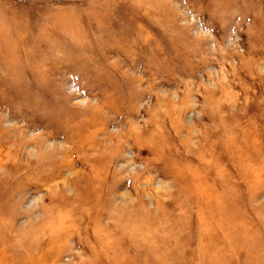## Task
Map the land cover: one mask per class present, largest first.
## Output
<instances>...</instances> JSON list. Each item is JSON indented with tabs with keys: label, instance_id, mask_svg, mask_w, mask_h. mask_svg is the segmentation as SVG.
Instances as JSON below:
<instances>
[{
	"label": "rangeland",
	"instance_id": "374dc122",
	"mask_svg": "<svg viewBox=\"0 0 264 264\" xmlns=\"http://www.w3.org/2000/svg\"><path fill=\"white\" fill-rule=\"evenodd\" d=\"M0 264H264V0H0Z\"/></svg>",
	"mask_w": 264,
	"mask_h": 264
},
{
	"label": "bare ground",
	"instance_id": "6f19581e",
	"mask_svg": "<svg viewBox=\"0 0 264 264\" xmlns=\"http://www.w3.org/2000/svg\"><path fill=\"white\" fill-rule=\"evenodd\" d=\"M231 129H232V128H231ZM227 131H228V130H227ZM244 131H245V130H244ZM242 133H243V132H242ZM224 134H225V133H224ZM243 134H245V132H244ZM236 135H238V134H236ZM238 136H239V135H238ZM253 136H254V135H253ZM219 137H220V136H219ZM223 137H225V136H223ZM235 138H236V137H235ZM235 138H234V139H235ZM242 138H243V137H242ZM248 138H249V137H248ZM224 139H225V138H224ZM243 139H244V138H243ZM251 139H252V138H251ZM251 139H250V140H251ZM246 140H247V139H246ZM248 140H249V139H248ZM240 141L242 142L243 140L240 139ZM244 141H245V139H244ZM245 142H246V141H245ZM248 142H249V141H248ZM252 142H253V141H252ZM224 143H225V142H224ZM249 143H251V141H250ZM212 144H213V143H212ZM215 144H216V143H215ZM215 144H213V145H215ZM219 144H220V143H219ZM219 144H218V145H219ZM221 144H222V143H221ZM236 144H237V143H236ZM244 144H245V143H244ZM260 144H261V143H260ZM260 144H259V145H260ZM221 146H222V145H221ZM234 146H235V145H234ZM244 146H245V145H244ZM227 147H228V146H227ZM229 147H230V146H229ZM246 147H247V146H246ZM246 147H245V149H246ZM251 147H252V146H251ZM232 148H233V147H232ZM232 148H231V149H232ZM234 148H235V147H234ZM254 148H255V147H253V149H254ZM256 148H257V147H256ZM262 148H263V147H262ZM227 149H230V148H227ZM236 149H237V148H236ZM238 149H239V148H238ZM247 149H248V148H247ZM242 150H243V149H242ZM242 150H241V151H242ZM221 151H222V150H221ZM225 151H226V150H225ZM232 151H233V150H232ZM244 151H245V150H244ZM244 151H243V152H244ZM257 151H258V150H257ZM229 152H230V151H229ZM258 152H259V151H258ZM225 154H226V153H225ZM235 154H237V152H236ZM244 154H245V153H244ZM256 154H257V153H256ZM229 155H230V154H229ZM240 155H241V154H240ZM240 155H239V156H240ZM227 156H228V155H227ZM256 156H257V155H256ZM214 157H215V156H214ZM241 157H242V156H241ZM248 157H249V155H248ZM237 158H238V157H237ZM240 159H241V158H240ZM245 159H246V158H245ZM216 160H217V159H216ZM225 160H226V159H225ZM229 160H230V159H229ZM243 160H244V159H243ZM227 161H228V160H227ZM236 161H237V160H236ZM248 161H249V160H248ZM210 162H212V161H210ZM228 162H229V161H228ZM230 162H233V160L230 161ZM239 162H240V161H239ZM261 162H262V161H261ZM212 163H213V162H212ZM219 163H220V162H219ZM245 163H246V162H245ZM252 163H253V162H252ZM187 164H188V163H187ZM190 164H191V163H190ZM202 164H203V163H202ZM204 164H205V163H204ZM223 164H224V163H223ZM232 164H233V163H232ZM234 164H235V163H234ZM184 165H185V164H184ZM197 165H198V164H197ZM226 165H227V163H226ZM228 165H229V164H228ZM188 166H189V165H188ZM206 166H207V165H206ZM206 166H205V167H206ZM209 166H210V165H209ZM229 166H230V165H229ZM190 167H191V166H190ZM213 167H214V164H213ZM191 168H192V167H191ZM209 168H210V167H209ZM209 168H208L207 170H209ZM237 168H238V167H237ZM239 168H240V167H239ZM239 168H238V169H239ZM249 168H250V167H249ZM186 169H187V168H186ZM201 169H202V168H201ZM243 169H244V168H243ZM198 170H199V169H198ZM225 170H226V169H225ZM250 170H251V169H250ZM193 171H195V170H193ZM213 171H214V170H213ZM217 171H218V170H217ZM182 172H183V171H182ZM186 172H187V171H186ZM191 172H192V171H191ZM203 172H204V171H203ZM240 172H241V171H240ZM193 173H194V172H193ZM204 173H206V172H204ZM214 173H215V172H214ZM220 173H221V172H220ZM237 173H238V172H237ZM241 173H242V172H241ZM218 174H219V172H218ZM239 174H240V173H239ZM194 175H195V173H194ZM204 175H206V174H204ZM213 175H214V174H213ZM215 175H216V174H215ZM223 175H225V174H223ZM226 175H228V174H226ZM231 175H232V174H231ZM248 175H249V174H248ZM191 176H192V175H191ZM197 176H198V175H197ZM206 177H207V176H206ZM206 177H205V178H206ZM214 177H215V176H214ZM216 177H217V176H216ZM203 178H204V176H203ZM205 178H204V179H205ZM218 178H220V177H218ZM222 178H223V176H222ZM199 179H200V178H199ZM189 180H190V179H189ZM192 180H193V178H192ZM194 180H195V179H194ZM196 180H197V179H196ZM207 180H208V179H207ZM239 180H240V179H239ZM243 180H245V179H243ZM202 181H203V180H202ZM214 181H215V180H214ZM221 181H222V180H221ZM221 181H220V183H221ZM240 181H241V180H240ZM193 182H194V181H193ZM208 183H209V182H208ZM216 183H217V181H216ZM224 183H225V182H224ZM239 183H240V182H239ZM204 184H205V183H204ZM204 184H203V185H204ZM209 185H212V184H209ZM223 185H224V184H223ZM237 185H238V184H237ZM237 185H236V186H237ZM197 186H198V185H197ZM214 186H215V185H214ZM185 187H186V186H185ZM204 187L206 188V186H204ZM210 187H211V186H210ZM210 187H209V188H210ZM212 187H213V186H212ZM212 187H211V188H212ZM232 187H233V186H232ZM207 188H208V187H207ZM215 188H216V187H215ZM239 188H240V187L238 186V189H239ZM188 189H189V188H188ZM195 189H196V188H195ZM224 189H225V188H224ZM226 189H227V188H226ZM189 190H190V189H189ZM193 191H194V190H193ZM213 191H214V190H213ZM215 191H216V190H215ZM221 191H222V190H221ZM224 191H225V190H224ZM196 192H197V190H196ZM222 192H223V191H222ZM225 192H226V191H225ZM237 192H239V191L237 190ZM188 193H189V192H188ZM207 193H208V192H207ZM190 194H191V193H190ZM199 194H200V193H199ZM199 194H198V195H199ZM222 194H223V193H222ZM225 194H226V193H225ZM227 194H228V193H227ZM200 195H203V193L200 194ZM208 195H209V194H208ZM210 195H211V194H210ZM212 195H213V194H212ZM196 196H197V195H196ZM201 197H202V196H201ZM225 197H226V196H225ZM234 197H236V196H234ZM198 198H199V196H198ZM206 198H207V197H206ZM194 199H195V198H194ZM204 199H205V197H204ZM226 200H227V199H226ZM219 201H220V200H219ZM234 201H235V200H234ZM194 202H196V201L194 200ZM197 202H198V201H197ZM230 202H231V201H230ZM235 202H236V201H235ZM231 203H232V202H231ZM237 203H238V201H237ZM208 204H209V202H208ZM196 205H197V204H196ZM212 206H213V205H212ZM214 206H215V205H214ZM198 207H199V206H198ZM215 207H216V206H215ZM225 207H226V206H225ZM231 207H233V206H231ZM200 208H201V207H200ZM211 209H212V207H211L209 210H211ZM226 209H227V208H226ZM197 210H198V209H197ZM206 210H207V209H206ZM221 210H222V209H221ZM229 210L232 211L231 209H229ZM235 210H237V209H235ZM214 211H215V210H214ZM214 211H213V212H214ZM219 211H220V210H219ZM225 212H227V211H225ZM235 212H236V211H235ZM216 213H219V212L217 211V212H215V214H216ZM210 214H211V213H210ZM210 214H209V215H210ZM239 214H240V213H239ZM239 214H238V217H239ZM211 215H212V214H211ZM220 215H221V214H220ZM222 215H224V213H222ZM213 216H215V215H213ZM224 216H225V215H224ZM217 218H218V215H217ZM235 218H236V217H235ZM218 219H220V218H218ZM232 219H233V218H232ZM214 220L216 221V219H214ZM225 220H226V219H225ZM237 220H238V219H237ZM199 222H200V221H199ZM202 222H203V221H202ZM200 223H201V222H200ZM206 224H207V223H206ZM221 224H222V223H221ZM233 224H234V223H233ZM200 225H201V224H200ZM248 225H249V224H248ZM233 226H234V225H233ZM248 229H249V228H248ZM248 229H247V230H248ZM251 231H252V230H251ZM225 232H226V231H225ZM249 233H250V231H249ZM258 241H259V240H258ZM260 245H261V244H260ZM258 247H259V246H258ZM205 249L207 250V248H205ZM256 249H257V247H256ZM262 251H263V250H262Z\"/></svg>",
	"mask_w": 264,
	"mask_h": 264
}]
</instances>
